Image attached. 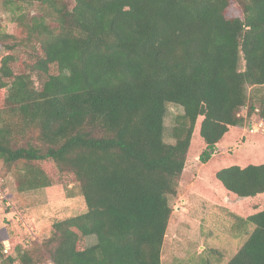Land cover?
I'll return each mask as SVG.
<instances>
[{
	"label": "trees",
	"instance_id": "16d2710c",
	"mask_svg": "<svg viewBox=\"0 0 264 264\" xmlns=\"http://www.w3.org/2000/svg\"><path fill=\"white\" fill-rule=\"evenodd\" d=\"M4 2L38 11L21 40L0 30V162L18 192L77 182L87 210L0 241V264H162L190 157L191 190L254 226L226 264H264V135L245 129L264 124V0Z\"/></svg>",
	"mask_w": 264,
	"mask_h": 264
},
{
	"label": "rangeland",
	"instance_id": "374dc122",
	"mask_svg": "<svg viewBox=\"0 0 264 264\" xmlns=\"http://www.w3.org/2000/svg\"><path fill=\"white\" fill-rule=\"evenodd\" d=\"M4 1L0 0V30L14 34L15 38L4 42L13 43L25 36L24 25L28 23L15 22V15L22 13L30 18L37 14L38 10L34 5L27 4H23L21 10L16 6L8 7ZM9 53L11 50L0 46V61ZM22 56L29 58L27 53L22 52ZM39 76L41 80L45 79L44 74ZM245 112L246 109L243 110V113ZM183 114L184 109L180 105H167L164 132L167 142L174 141L172 129ZM245 129L264 135V124L257 113L251 116ZM225 152V148L218 151ZM200 166L197 157L188 158L177 194L170 197L173 213L163 245L162 264H226L244 244L248 231L254 227L250 224L247 231L241 232L235 228L234 216L191 190ZM0 174L6 178L5 188L9 201L21 211L19 215L15 208H7L8 204L0 198V241H3L7 248L10 247V239L13 237L20 238L27 247L42 245L43 241L51 236L55 221L87 210L80 187L75 181L56 179L50 187L18 192L14 175L6 172L1 162ZM95 240L94 236L88 237L89 243H94Z\"/></svg>",
	"mask_w": 264,
	"mask_h": 264
},
{
	"label": "built area",
	"instance_id": "2783aa9c",
	"mask_svg": "<svg viewBox=\"0 0 264 264\" xmlns=\"http://www.w3.org/2000/svg\"><path fill=\"white\" fill-rule=\"evenodd\" d=\"M0 198L1 200L6 203L7 208L11 209L14 208L13 204L9 201V198L6 195V188L3 187V180L0 179Z\"/></svg>",
	"mask_w": 264,
	"mask_h": 264
}]
</instances>
